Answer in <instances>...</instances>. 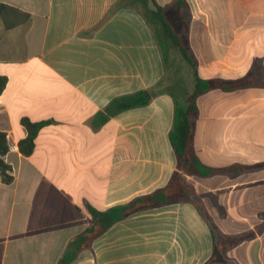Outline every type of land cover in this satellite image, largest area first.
<instances>
[{
    "label": "crops",
    "instance_id": "crops-1",
    "mask_svg": "<svg viewBox=\"0 0 264 264\" xmlns=\"http://www.w3.org/2000/svg\"><path fill=\"white\" fill-rule=\"evenodd\" d=\"M118 1L0 0V131L14 176L0 175V264H58L91 222L87 205H126L178 172L168 92L103 119L114 98L165 74L154 24L129 7L110 14ZM185 1L187 12L168 9L171 23L212 84L197 99L192 148L219 172L187 176L194 198L117 222L72 264H264V0ZM23 118L49 121L29 157Z\"/></svg>",
    "mask_w": 264,
    "mask_h": 264
},
{
    "label": "trees",
    "instance_id": "trees-1",
    "mask_svg": "<svg viewBox=\"0 0 264 264\" xmlns=\"http://www.w3.org/2000/svg\"><path fill=\"white\" fill-rule=\"evenodd\" d=\"M147 1L148 0H127V3L124 4H120L119 2L110 10V14L118 10L120 7H129L137 10L134 5L136 2H140L141 6L145 10L141 13L147 21L154 24L153 21L157 20L160 23L163 36H160V33L157 30L155 31V34L158 46L160 47L164 58L165 74L168 66L167 42L171 43V45L191 67L193 87L191 92L185 96L183 103L177 99L174 93L168 92L174 99L175 104L173 126L169 133V138L177 157L178 172L174 173L172 180L166 187L159 189L148 196L138 197L126 205L115 206L106 211H99L92 206L87 205L86 209L91 217V222L88 228L81 235L70 240L58 264H72L83 250L90 247V244L94 239L101 236L108 228L117 222L125 220L140 210L152 208L169 201L185 200L184 198L186 197L194 198L196 193L194 188L187 182V176H208L219 172L218 169L205 166L192 148L194 137V119L198 112L197 99L200 95L209 91L212 88V84L198 75L197 67L193 58L189 55L181 37L177 34L172 23L166 16V11L171 8L187 12L188 8L186 1L175 0L167 7H161L158 5L156 0H151L155 7L152 11H149L146 7ZM149 13H151V17L148 15ZM164 77L151 89L141 90L132 94L114 98L106 107V116H104L103 119L108 121L118 113L148 105L154 96L164 92L159 90ZM7 83L8 78L0 75V95L5 90ZM215 84L223 89H227V87L220 82H216ZM21 123L26 128L27 136L19 141L18 149L23 156L29 157L34 152V144L38 132L43 126L48 124L49 121L31 122L28 118H23ZM8 152V135L7 133L0 131V175L3 183L5 184H11L14 181L12 167L5 161V157ZM190 202L196 206L207 222L213 238L215 239L221 236L217 226L206 212L203 204L197 199H192ZM223 238L224 241L230 239L235 240V238L231 237Z\"/></svg>",
    "mask_w": 264,
    "mask_h": 264
},
{
    "label": "rangeland",
    "instance_id": "rangeland-1",
    "mask_svg": "<svg viewBox=\"0 0 264 264\" xmlns=\"http://www.w3.org/2000/svg\"><path fill=\"white\" fill-rule=\"evenodd\" d=\"M124 4L127 3V0L118 1V3ZM134 7L140 11H145L141 6L140 2H136ZM146 7L149 11L155 9L151 0H148L146 3ZM151 17V13L148 14ZM166 16L170 22L173 24L179 23V18L177 15H171V11H166ZM154 27L160 33V36H163L161 32L160 23L157 20L153 21ZM177 26V25H176ZM168 44V66L165 77L162 81L161 86L159 87L160 91L164 92H172L176 95L177 99L183 103L185 96H187L193 87V77L191 67L186 63V61L181 57L179 52L171 45L170 42Z\"/></svg>",
    "mask_w": 264,
    "mask_h": 264
}]
</instances>
